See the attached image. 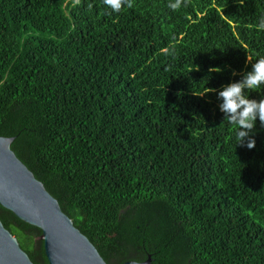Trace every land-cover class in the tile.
Wrapping results in <instances>:
<instances>
[{
  "label": "trees",
  "instance_id": "trees-1",
  "mask_svg": "<svg viewBox=\"0 0 264 264\" xmlns=\"http://www.w3.org/2000/svg\"><path fill=\"white\" fill-rule=\"evenodd\" d=\"M167 4L0 0V135L107 264H264V126L235 145L204 93L264 55V0ZM0 220L49 264L39 228Z\"/></svg>",
  "mask_w": 264,
  "mask_h": 264
},
{
  "label": "water",
  "instance_id": "water-1",
  "mask_svg": "<svg viewBox=\"0 0 264 264\" xmlns=\"http://www.w3.org/2000/svg\"><path fill=\"white\" fill-rule=\"evenodd\" d=\"M13 137L0 135V205L40 229L49 264H107L94 244L65 214L58 200L18 158ZM0 264H34L0 220ZM122 264H151L127 260Z\"/></svg>",
  "mask_w": 264,
  "mask_h": 264
},
{
  "label": "clouds",
  "instance_id": "clouds-1",
  "mask_svg": "<svg viewBox=\"0 0 264 264\" xmlns=\"http://www.w3.org/2000/svg\"><path fill=\"white\" fill-rule=\"evenodd\" d=\"M103 3L113 12H118L125 3L131 7L133 0H103ZM184 3L185 0H168L167 6L175 11ZM258 26L264 29V17L259 20ZM164 52L168 54L169 49L165 48ZM246 62H251V68L243 72L239 79L223 84L219 90L207 87V91L204 93L213 91L216 93L219 100L218 107L224 114V119L234 126L235 145L251 149L255 146V139L251 132L257 119L264 126V95L257 99L251 97L249 92L264 88V55H257L254 61L251 57H247ZM220 70L219 67L209 69L210 72H219ZM235 74V70H233V75Z\"/></svg>",
  "mask_w": 264,
  "mask_h": 264
}]
</instances>
